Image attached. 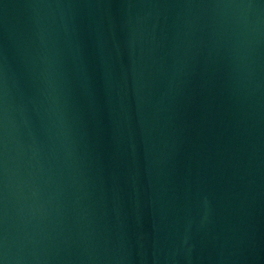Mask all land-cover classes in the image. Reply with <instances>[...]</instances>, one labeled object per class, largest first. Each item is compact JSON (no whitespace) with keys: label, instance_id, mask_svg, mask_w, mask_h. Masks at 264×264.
<instances>
[{"label":"water","instance_id":"1","mask_svg":"<svg viewBox=\"0 0 264 264\" xmlns=\"http://www.w3.org/2000/svg\"><path fill=\"white\" fill-rule=\"evenodd\" d=\"M0 264H264V0H0Z\"/></svg>","mask_w":264,"mask_h":264}]
</instances>
